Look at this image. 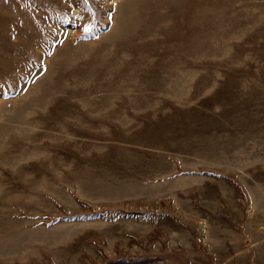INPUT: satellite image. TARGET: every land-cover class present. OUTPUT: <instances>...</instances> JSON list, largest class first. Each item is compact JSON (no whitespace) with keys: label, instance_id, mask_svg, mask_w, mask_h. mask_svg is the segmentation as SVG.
I'll list each match as a JSON object with an SVG mask.
<instances>
[{"label":"rangeland","instance_id":"obj_1","mask_svg":"<svg viewBox=\"0 0 264 264\" xmlns=\"http://www.w3.org/2000/svg\"><path fill=\"white\" fill-rule=\"evenodd\" d=\"M0 264H264V0H0Z\"/></svg>","mask_w":264,"mask_h":264},{"label":"snow or ice","instance_id":"obj_2","mask_svg":"<svg viewBox=\"0 0 264 264\" xmlns=\"http://www.w3.org/2000/svg\"><path fill=\"white\" fill-rule=\"evenodd\" d=\"M83 2L87 3V0H83Z\"/></svg>","mask_w":264,"mask_h":264}]
</instances>
